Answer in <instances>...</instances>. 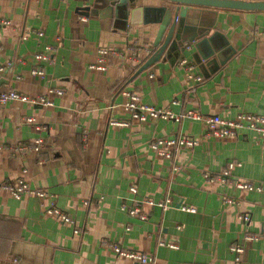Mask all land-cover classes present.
Masks as SVG:
<instances>
[{
  "label": "crops",
  "instance_id": "obj_1",
  "mask_svg": "<svg viewBox=\"0 0 264 264\" xmlns=\"http://www.w3.org/2000/svg\"><path fill=\"white\" fill-rule=\"evenodd\" d=\"M95 1L0 0V66L10 63L0 72V92L35 97L63 89L48 95L50 106L0 104V184L22 178L51 196L15 198L0 188V264H132L116 258L109 245L146 253L153 264H233L232 244L243 245L242 264H264V240L243 241L247 233L264 235V140L253 131L206 138L203 122L191 118L139 122L125 110L123 94L135 92L142 102L175 115L196 110L229 119L239 113L264 116V11L200 12L197 28L214 24L209 34L216 30L227 41V60L214 73L196 63L189 41L183 59L178 51L163 52L137 73L155 51L160 8L174 5L131 0V13L122 18L116 7ZM47 45L54 47L51 60H34ZM103 47L138 54L107 57L105 69L90 68ZM182 60L195 66L202 82L186 79ZM34 68L43 73L33 75ZM111 120L128 124L115 126ZM181 135L198 142L170 158L150 146ZM37 138L39 153L14 151ZM230 161L236 163L231 178L260 189L216 180ZM146 198L156 204H140L145 220L127 213L135 199ZM167 199L172 206L157 205ZM51 201L75 220L79 233L43 212Z\"/></svg>",
  "mask_w": 264,
  "mask_h": 264
},
{
  "label": "built area",
  "instance_id": "obj_2",
  "mask_svg": "<svg viewBox=\"0 0 264 264\" xmlns=\"http://www.w3.org/2000/svg\"><path fill=\"white\" fill-rule=\"evenodd\" d=\"M8 24V22H4ZM32 33L42 36V31L33 30ZM59 36H57V40H59ZM186 48L189 49L190 45L186 44ZM54 52V47L52 45H47L44 47L42 52H37L34 54V60L36 61H47L51 60V56ZM137 51L133 49H129V52H122L115 48H99L97 53V61L94 64L90 65V68L95 70H103L105 69V60L107 57L124 60L126 57L134 58L137 56ZM10 63L4 66H0V72L4 71ZM180 66L183 68L185 77L188 81H193L194 83H200L203 80V77L195 72V66L192 63L187 62L186 60H182L180 62ZM33 75H41L43 72L38 69H33L31 72ZM51 93L62 94L63 89L61 88H50L48 90L47 95H39L35 97H30L24 93L18 92L16 90H6L0 92V104L7 103L9 101H23L29 102L34 105L40 106H50L52 104L48 95ZM123 94L127 97L124 108L130 114L131 119L138 120L139 122H144L149 118H165V119H173L175 121L182 120L184 118H191L193 120L202 121L204 124V137L213 136L215 138H234L239 134L245 131H253L256 132L261 140H264V116L258 114H250V113H239L234 118H223L218 114L205 115L201 114L196 110H185L182 113L177 115L173 114L167 108H156L152 105L146 104L140 100V97L135 92L124 91ZM28 122H32L31 119H28ZM111 124L115 126H124L127 125L128 122L125 120H111ZM198 140L196 138H192L189 136H175V137H162L156 139L151 143V148L160 156H164L170 158L172 153L177 151L182 147L192 148L197 144ZM42 140L41 138H37L34 140L31 145H21L16 146L14 151H28L32 150L36 153L40 152ZM0 147H4L2 143H0ZM236 163L230 161L227 163V168L224 169L219 177H215L216 180L222 181L226 184L234 185L239 189L253 190L260 189L258 186L252 184L249 181L243 179H233L230 176V170L235 166ZM207 176V175H206ZM213 179V178H212ZM0 188L4 190H8L15 198H20L22 195H35L38 197H49L51 198L48 192L43 190L32 189L29 184H27L22 178L16 179L14 182H6L0 184ZM130 192L132 194H136L137 190L135 186L130 187ZM234 200L230 198H224V202L232 203ZM141 203H147L149 205H155L151 199H141L134 200V204L130 206L126 211L130 216H135L141 220L146 219V215L142 212L140 208ZM172 202L167 199L161 202H158L157 205L162 209H165L168 206H172ZM182 210L194 212V208L182 206ZM42 210L45 214L52 215L59 219L61 222L69 224L73 227L74 233H79V228L76 227L75 220L70 217L66 212L60 210L55 204L51 201L48 207L42 206ZM240 219L243 222H248L249 217L247 215H241ZM263 239L264 235L257 234H245L243 236V241L245 240H257ZM160 245H167L171 248L176 247L174 242H159ZM113 250L116 258H124L132 262V264H153V259L146 253H140L132 250H124L116 245H109ZM230 250L234 254L233 264H242V253L244 251L243 245L232 244L230 246Z\"/></svg>",
  "mask_w": 264,
  "mask_h": 264
},
{
  "label": "water",
  "instance_id": "obj_3",
  "mask_svg": "<svg viewBox=\"0 0 264 264\" xmlns=\"http://www.w3.org/2000/svg\"><path fill=\"white\" fill-rule=\"evenodd\" d=\"M172 6H162V17L158 21L159 27L154 39V53L137 70V73L147 68L151 63L158 60L163 52L167 54L177 52L180 58L185 57L186 42H193L195 47V61L208 73H214L220 65H223L227 56V41L218 32L213 31L214 24L197 28V18L205 8L234 9L243 11H264V0H164ZM102 7H116V15L128 17L131 13L128 3L131 0H97ZM188 16H194L190 20ZM219 42V43H218Z\"/></svg>",
  "mask_w": 264,
  "mask_h": 264
}]
</instances>
